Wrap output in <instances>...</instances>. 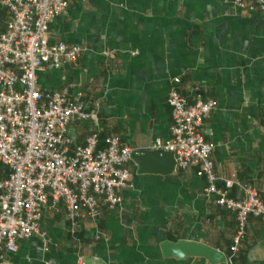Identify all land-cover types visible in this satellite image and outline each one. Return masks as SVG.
Returning a JSON list of instances; mask_svg holds the SVG:
<instances>
[{"label":"crops","instance_id":"0c3cea01","mask_svg":"<svg viewBox=\"0 0 264 264\" xmlns=\"http://www.w3.org/2000/svg\"><path fill=\"white\" fill-rule=\"evenodd\" d=\"M10 13L0 0V34ZM50 43L80 46L75 63L38 76L43 93L78 100L92 121H77L69 136L98 148L118 137L133 152H150L171 136L167 97L175 80L189 104L215 101L204 139L223 179L237 182L230 197L253 188L264 203V16L238 9L233 0H73L52 22ZM132 188L114 210L87 219L73 235L62 204L47 206L40 235L18 242L9 264H210L202 258H165L163 242L194 240L231 256L236 215L207 199L197 170L163 177L139 175L130 160ZM9 170L0 164V181ZM234 264H264V226L250 218Z\"/></svg>","mask_w":264,"mask_h":264},{"label":"built area","instance_id":"2783aa9c","mask_svg":"<svg viewBox=\"0 0 264 264\" xmlns=\"http://www.w3.org/2000/svg\"><path fill=\"white\" fill-rule=\"evenodd\" d=\"M73 0H2L10 13L8 29L0 34V164L9 170L0 181V264H9L8 254L18 251V242L40 235V223L48 205L65 208L71 233L82 223L98 220L101 204L114 210L120 194L132 188L126 165L133 151L120 138L109 137L99 149L98 133L85 146L74 145L69 129L77 121H92L94 115L78 100L65 94L43 93L38 76L48 69L75 63L82 55L80 46L50 43V26L65 16ZM251 14L264 16V0H233ZM175 80L167 97L171 110V136L157 142L150 152H170L176 172L197 170L206 179L204 196L215 197L216 206L236 215L233 238L234 257L245 238L249 219L264 226V203L253 188H244V197L234 200L230 190L234 180L223 179L224 189L212 160L213 146L204 139L206 121L217 109L215 101L198 99L194 104L178 91Z\"/></svg>","mask_w":264,"mask_h":264},{"label":"water","instance_id":"95a60500","mask_svg":"<svg viewBox=\"0 0 264 264\" xmlns=\"http://www.w3.org/2000/svg\"><path fill=\"white\" fill-rule=\"evenodd\" d=\"M131 160L136 164L139 175H158L169 177L176 172V160L170 152L135 151ZM161 251L165 258L184 260L202 258L210 264H226V256L207 245L194 240H182L177 243L163 242Z\"/></svg>","mask_w":264,"mask_h":264}]
</instances>
